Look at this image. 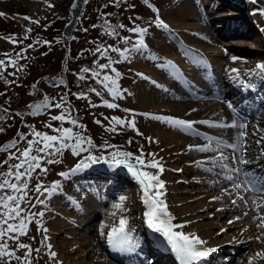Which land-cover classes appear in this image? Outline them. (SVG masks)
I'll return each mask as SVG.
<instances>
[{"label":"rangeland","instance_id":"rangeland-1","mask_svg":"<svg viewBox=\"0 0 264 264\" xmlns=\"http://www.w3.org/2000/svg\"><path fill=\"white\" fill-rule=\"evenodd\" d=\"M72 2L73 0H0V13L5 14L4 17L0 18V25L3 28L5 26L9 30V34L0 32V59L6 60L11 57L17 61V68L20 69L17 71L16 68L9 66L4 75L0 77V99L5 100L4 104L0 105V113L4 109L8 110V116L4 121H0V128L4 129L3 132H0V147L7 146L9 143L19 139L18 132L31 133L35 129L49 135H59L53 129L73 127L68 122L61 124L59 121L51 120L53 115L62 113V109H58L54 105L57 102H66V95L62 94L63 90H70V86L73 87V91L83 90L86 84L102 93V95L97 96L93 92L86 99H78L76 96L78 106L85 108L87 112V123L85 125L87 138H90L98 146L90 150L91 154L97 156L103 154L111 159V154L119 151L131 152L135 157L140 155V150L143 148L146 154L144 157L145 161L153 159L152 156L147 154L151 153L149 138L153 131L152 125L156 121L152 117H156V115L151 114L148 117L144 113L142 107L139 106L138 99H136V93L140 90V79L142 77L150 78L151 75L148 73V69L156 64H163V62L154 59V57H161L168 61L170 59L176 60L177 64L183 68L185 77H190L193 74L196 75V78L205 80L207 78L205 75H211L210 70H213V74L215 72L223 76L226 74L234 76L238 73V78L240 79H236V81L230 78L227 79L228 77L225 78L231 84L226 82L222 84L223 90L221 92L223 96L232 90V86L237 85L239 88L238 94L241 97L242 93L248 88L242 85L253 87L252 80L258 76L257 79L263 80V84L260 87L261 91L259 92V99L263 100V103L258 111L247 119L240 117L239 113L245 103H253L251 102L252 96L250 99L245 98L238 105L233 100L236 99L234 98L235 96L239 97V95L231 96L228 99L217 98L214 101L211 96L201 97V99L195 98L204 103L208 102L207 104L212 105V107L215 106L213 110L218 116H222V109H225L240 122H246L247 126H249L248 130H246L248 133L246 155L250 163L237 166L252 173L254 176L257 175V168L251 166L262 159L264 160V143L256 144V140L260 139L261 135H264V72L258 67L264 65V24L257 22L255 14L259 13L264 22V15L260 12L261 9H264V0H148L152 8L148 7L144 0H121L118 5L114 3V0H88L72 38L63 36L69 43L68 47L60 49L58 48V42L54 40H52L51 45L41 47L38 40L43 36L42 29L45 28L47 32V26L53 22L63 26L71 17L70 6ZM153 8L158 11H153ZM195 9L203 16L191 18L193 16L190 15L192 14L191 10ZM199 13H197V16H199ZM23 17H30L31 19L26 20ZM100 17L108 18L105 22L108 24L107 26L102 24L103 20ZM161 20L169 26L170 31L168 32L171 35L166 37L153 36L152 38L150 33L153 31L158 30L167 33L166 30L156 26ZM31 21H38L39 23H32ZM98 22H101L100 26H98ZM120 24L125 25V27L119 28ZM136 25L148 28L149 34L147 33L143 37L147 45V49L144 52L137 53L132 51L130 58L123 60L119 53H114L110 49L108 51V56L113 61H120L119 63H114L112 67H115L121 75L115 77V74L111 73L110 69L105 70L104 74L112 75L117 79L122 90L120 98L114 99L101 84L97 83L96 78H93L91 73H88L89 75L84 74V80L78 78L79 58H82L84 53H90L94 56L90 58L88 68L98 70L97 60L103 64L107 63L108 59L107 57H101L100 53H95L94 50L98 47L104 48L108 46L117 47L121 50L125 48L131 49L133 42L139 40L140 37L130 33L128 28ZM27 29H32V31L28 32ZM113 29L116 34H109ZM203 30L216 42L207 41L206 45L189 38H193L191 33L194 31ZM125 37L131 38L128 44L124 43L123 38ZM11 38H15L16 42H11ZM160 40L172 49H174L173 46H177L179 43V45H182V51L160 49L162 48V44L161 46L159 44L162 43ZM200 42L202 43L201 40ZM152 49H155V51ZM45 50L50 51L49 56L46 58L44 56ZM27 51H31L33 54L37 53V56L35 58L32 55L27 57ZM5 53L8 56H5ZM17 54L20 55L18 56ZM168 54L173 56L171 57ZM185 54H189L188 57L181 60L180 58L183 57L181 55ZM53 56H57L58 61L64 59L62 68L57 67L52 61ZM207 56L210 57L208 60ZM197 59H199L198 62ZM210 59H213L214 63ZM195 63H198V65ZM157 68L161 67L158 66ZM233 70H236V72ZM23 71L25 72L22 73ZM13 72H15L14 76L11 75ZM65 73H68L69 77L67 80H62L61 76ZM37 76L40 77L37 78ZM41 79H44V81L41 82ZM33 80L38 81L39 87H33L35 86L33 85ZM166 82L178 92L185 91L170 78H166ZM201 86L202 89L197 90H203L211 94V85ZM37 90L42 94L40 97H35ZM240 90H242V93ZM61 97L64 98V101H61ZM208 97H211V99ZM23 99L28 100L25 107L22 104ZM105 102L115 103L118 107L108 108ZM216 102L223 106L218 107L215 104ZM45 103L51 106L43 107ZM35 105H41L42 107L40 111L32 114L34 109L30 106ZM211 111L212 108L208 110V112ZM16 113L21 115L17 116L15 115ZM169 117L176 118L175 115H170ZM113 118L125 121L134 120L135 126L133 127L131 124H126L123 127L115 125ZM205 119H208V117H205ZM96 121H100V123L98 124ZM157 121L161 122V120ZM48 124H51L52 128H48ZM113 127L116 128V131H111ZM258 129L262 131L257 133ZM73 131L78 135H81L82 132L78 126L73 127ZM221 134L220 136L224 138L229 136V133ZM31 139L33 137L28 135L27 140ZM106 145L115 147H105ZM24 147H26V141L21 142L19 145L20 149ZM12 151H16V149ZM224 152L229 156L231 155L230 149H224ZM88 154V152H82L78 156L73 155L69 147L61 154H54L51 157L44 158L45 162L42 167L48 169L47 173L39 170L33 173V178L29 181L28 199L32 201L34 206H29L26 203L22 207L25 209L26 214L43 211L45 215L43 216L44 218L38 215L35 216L27 225V234L19 238V242L29 245L32 249L40 250L39 253L33 251L32 264H97L93 262V257L99 251L102 252L103 256H106V252L111 250L107 240L99 237L97 231L100 228L103 229V226L108 223H112V225L116 223L118 225L121 216L128 219V226L132 229L140 244H144V242L146 244L148 225L145 217L147 209L143 203V191L138 181L122 166L117 168L125 170L124 172L129 175V178L127 177L128 182L124 183L123 187L119 188V186H116V190L108 192L109 184L104 179L102 182L104 185L98 192L107 199L104 201L96 196L95 204L97 208L95 209L99 208V212L94 216L93 223L88 222L82 227L76 226L75 220L66 219V216L68 217L70 213V216H72L74 213V210L67 204L59 201V203H54L56 201L55 198L50 199L51 195L44 193L43 189H41V193H37L34 190L40 184L49 189L52 188L53 184L61 185L64 183L65 177L61 176L60 173H70ZM6 157L7 153H0V161H3ZM49 159L58 162L47 163L46 161ZM188 161L190 166H185V161L175 162L167 169L162 165L165 170L160 175V179L165 182V196L163 198L169 205L168 211L172 216L179 218V222L176 224H185L187 232L193 231L200 238L204 236L203 233H206L203 231L213 232V235H211L212 239L209 240V242L212 241L211 243L214 244L213 247L211 243L203 246L213 251L222 250L223 253L219 257L221 260L226 259L223 263L249 264V259L252 258V264H264V235H261L260 230L256 229L255 224L250 223V218L255 213L249 208L247 209L249 216L244 217L243 211L245 209L237 206L242 205V202L237 200V205L231 203V199L235 198V194L233 193L229 196L226 192L221 191L224 188L231 191V182L225 180L223 176L215 174L219 169L209 173L198 166L196 162L206 161L205 158H189ZM16 162L13 160L11 163L14 164ZM132 162H135L134 159ZM205 167H212V165L207 163ZM4 168H7V165H4ZM86 169L91 172H99V174L116 170L103 162L93 164ZM147 170L154 173L157 172L156 169ZM0 171H3V169H0ZM94 183L95 181L92 184ZM82 189L83 193L90 194L86 187ZM69 193L72 196L69 199L81 204L78 194L73 193V191ZM245 195L247 198L252 193ZM121 196L126 197V200L121 202ZM214 197H219L220 199L214 200ZM38 198L44 200V205L36 204ZM61 200H65V197ZM48 201L54 207L57 206L54 210H60L59 214L61 215H52L50 212H45ZM120 203H123V208L126 211L115 207V205ZM182 208L185 209V213L182 212ZM261 211L264 212V209ZM237 216H241V220H235ZM52 218L55 221H59L60 225L68 226L70 229L63 230L65 226H62V233L56 234L54 238H49L48 231L45 232L44 229L48 228ZM109 218L112 219L107 221ZM229 220L234 222L230 224ZM245 227L247 228L246 231H244ZM257 236H261V239L257 240ZM209 242L206 241V243ZM12 243L11 241L9 242L10 246ZM49 244L52 246L50 250L47 247ZM97 244H99L98 247ZM15 251L18 255H23L24 252L18 247L15 248ZM50 251L56 252L57 257L54 259L50 258ZM257 253L260 255H257ZM108 261L114 264H123L115 260L114 262L110 258H108ZM146 262L145 264H152L149 256L146 257ZM13 264H17V262L13 261Z\"/></svg>","mask_w":264,"mask_h":264},{"label":"snow or ice","instance_id":"snow-or-ice-1","mask_svg":"<svg viewBox=\"0 0 264 264\" xmlns=\"http://www.w3.org/2000/svg\"><path fill=\"white\" fill-rule=\"evenodd\" d=\"M121 0H114L115 4H119ZM144 3L148 7L152 8V5L148 3V0H144ZM153 11H158L153 8ZM261 14L264 15V9L260 10ZM4 13H0V16H4ZM23 19L30 20V17H23ZM32 23H39L38 21H31ZM157 27L170 31L169 26L165 24L162 20L159 21L156 25ZM125 25L120 24L119 28H124ZM28 32H31L32 29H27ZM86 31V30H85ZM130 33H134L140 37L139 40L134 41L132 48H125L121 50L120 48L108 46L104 48H96L95 53H100L101 57H107V63H99L97 60V69L91 70L88 67L82 69L84 73H91L93 78H96L97 83L101 84L104 89L114 98H120L122 90L118 84L117 79L112 75L104 74L105 70L111 71L115 74V77H119V73L115 67H112L114 63H119V60L113 61L110 56H108L109 49L114 53H119V56L123 60L130 58L132 51L137 53L144 52L147 49V45L144 42L143 37L148 33V28L140 27L138 25L128 28ZM109 34H116L113 29ZM124 43L128 44L130 39L125 37ZM11 42L15 43V38H11ZM47 43V41H45ZM8 56L7 53L4 54ZM18 56L20 54H17ZM156 60H160L159 57H154ZM168 69H176V65L172 62H166ZM11 66L16 68L17 71L20 69L17 68V61L8 57V59H0V77L4 75L7 71V68ZM162 69L165 67V64L159 65ZM262 72H264V65L258 66ZM236 72V70H233ZM15 75V72L11 73ZM237 73V78H238ZM80 80H84L85 76H79ZM147 79V78H146ZM155 83V81H153ZM243 87H250V85H242ZM89 91L94 92L97 96L102 95L100 91H97L96 88H90ZM78 99H86L83 93L76 94ZM61 101H64V98L61 97ZM65 103L67 102H57L55 107L62 109L60 115H53L51 120L59 121L61 124L68 122L73 127H77L78 121L72 118V110L70 108H65ZM108 108H117L118 105L115 103L105 102ZM51 105L45 103L43 107H50ZM95 106V105H93ZM34 109L32 114L41 110V105L30 106ZM231 107V105H230ZM15 115L19 116L20 113ZM8 116V110L4 109L0 113V121H4ZM156 120H161L165 123L170 124L171 126L177 128L178 130L184 132L185 134L201 137L200 131L195 127L197 124L207 125L209 127L216 128H232L238 129V135L235 137L233 142H225L217 137H210L207 135L202 136L201 138L206 141L204 145H190L189 150L197 151L200 153H219L214 155L208 161L196 162L204 171L213 173L215 169H219L218 172H215L218 176H223L225 180L231 182V191L227 188L221 189V191L226 192L229 196L233 193L235 198L231 199L233 205H237V200L242 202V205H237L238 207H243V216L248 217L249 211L251 209L255 215L250 218V223L255 224L257 230H260L261 235H264V212L261 210L264 209V178H258L252 173L245 171L243 168L236 165H247L250 161L247 159V150H248V133L246 131L247 124L246 122L237 123L224 122V121H210V120H201V121H189L179 118L172 117H152ZM115 125L121 127L126 124H131L135 126V121H125L119 118H113ZM98 124L100 121H96ZM48 128H52L51 124L47 125ZM73 127L68 128H56L53 131L59 133V135H49L40 131L33 129L31 133L18 132L19 139L9 143L7 146L0 147V153H7L6 159L0 161V264H13V261L17 264H32V253L33 251L39 253V249H32L29 245L19 242L21 236L26 235V229L28 223L34 219L35 216L43 217L45 213L43 211L38 213H25V209L22 207L24 204L32 205V201L28 199L29 192V181L33 178V173L36 170L40 172L47 173L48 169L42 167V164L45 162V157H51L54 154H61L65 149L71 148L73 155H80L82 152H88L89 154L84 157V159L77 164V166L71 170L70 173H60L61 176L68 178L70 175H74L80 172L82 169H86L93 164L105 163L109 167H120L123 166L127 171L138 181L139 185L143 191V203L146 206V222L148 227L155 233L159 234L162 237L163 242L170 248L171 252L176 256L179 261V264H198V262L206 258L212 249L204 248L203 245L206 244V241L202 240L198 235L185 233L182 231L185 228V224H176L173 223L175 217L171 215L168 211V204L165 199V182L160 179V173L164 172L163 166L158 160L155 159L154 153H148L147 155L152 156L153 159L145 161V153L143 148L140 150V155L133 156L131 152H114L111 154V159L104 156L103 154L97 156L91 154V149L97 148L98 146L93 143L90 138H87L83 135H78L74 133ZM4 129L0 128V132H3ZM111 131H116V128L113 127ZM262 130H257L259 133ZM31 135L33 139L27 140V136ZM26 141V147L23 149L19 148L21 142ZM151 142V138H149ZM71 142V143H69ZM131 143V141H129ZM264 143V135L260 136V139L256 140V144L260 145ZM215 144V147H213ZM105 147H115L113 145H106ZM230 149L231 155H227L224 152V149ZM16 149V151H12ZM134 159L135 163H132ZM13 160L17 161L16 163H11ZM47 163H57L58 161L49 159ZM211 163L212 167H205V164ZM4 165H7V168H4ZM147 169H156L157 172H151ZM61 185L53 184L52 188L49 189L43 184L35 187L37 193H41L43 189L44 193L52 195L53 193L59 191ZM247 193H252L251 196L246 198ZM214 200L220 199L219 197H214ZM121 202L126 200V197H120ZM44 200L37 199L36 204L44 205ZM117 209L126 211L123 208V203L115 205ZM115 214V213H114ZM235 220H241V216L235 217ZM18 221V222H17ZM233 220H229V223H233ZM103 227H108L104 225ZM177 229H181L178 231ZM247 228H244L246 231ZM48 231V229H44ZM101 235H105L103 230H101ZM107 244L113 251L120 254H132L139 247L140 242L135 239L132 229L128 226V219L124 216H121L119 219L118 225H113L106 234ZM257 240L261 239V236L256 237ZM13 242L10 246L9 242ZM43 243V241H42ZM24 250L23 255H18L15 251V248ZM49 250L51 245H47ZM257 255H260L257 253ZM57 257V253L50 251V258L54 259ZM249 264H252V258L249 259Z\"/></svg>","mask_w":264,"mask_h":264},{"label":"bare ground","instance_id":"bare-ground-1","mask_svg":"<svg viewBox=\"0 0 264 264\" xmlns=\"http://www.w3.org/2000/svg\"><path fill=\"white\" fill-rule=\"evenodd\" d=\"M191 13L192 14H190V15H193L191 18H194V17L200 18L201 16H203V15H200V13L196 9L191 10ZM197 13H199V16H197ZM255 15L257 18V22L259 24H264L263 20L260 17V14L256 13ZM6 32H8V30ZM6 32H4V33H6ZM11 32H12V29H11ZM150 35H152V38H153V36L154 37L155 36L166 37V36H170L171 33H169L168 31L166 33V32H160L157 30V31H153L152 33H150ZM191 35L193 36V38H191V37H189V38L196 41V42L198 41L200 44H206L207 41L216 42V41H213V39L210 38L208 36V34L206 33V31H204V30L203 31H194L193 33H191ZM47 38L48 37H46V39ZM200 40L202 41V43L200 42ZM153 43L155 44L154 41H153ZM159 44H160V46L162 44V48H160V49H163V50H174V51H179V52L182 51V45H179V43L177 46H173L174 49L167 46L165 42H162ZM20 48H21V46H20ZM152 50L155 51V49H152ZM24 55H26V54H24ZM168 55H170L171 57L173 56L172 54H168ZM174 55H180V54H174ZM188 55L189 54L181 55L183 57H181L180 59L182 60V58H186V57H188ZM32 57H34V56H32ZM159 58H160V61L163 62V64H165V67L163 69L157 68L160 64H156L153 67H150L148 69V73L151 75L150 78L146 79L145 77H142L140 79V82H139L140 90H138L136 93V99H138V101H139V106L142 107V109L144 110V113L147 116L148 115L150 116L151 114L156 115V116H163L164 115L165 117L166 116L169 117L170 115H173V116L175 115L176 118L189 120V121H192V120H195V121L210 120V121H217V122H219V121H224V122L235 121L237 123H241L238 119H236L227 110L222 109V111H223L222 116H220V115L218 116L217 113L213 110V107H215V106L212 107V105L207 104L208 102L204 103L202 101H198L195 99V98L201 99V97L211 96L212 98H214L213 99V101H214L217 98L218 99L219 98L220 99L221 98L228 99L231 96L239 95L238 94L239 88L237 85L232 86L233 87L232 90L227 92L225 96H223V94L221 92L223 90V85H222L223 83L226 82L228 84H231L229 81H226L225 78L228 77L227 79L230 78L231 80L233 79V81L234 80L236 81V79H240V78H237V75L229 76L228 74H226L223 76V75H219L215 72L213 74V70H210L211 75H205L207 77V78H205V80L204 79L203 80L198 79L195 77L196 75H193V74H191L190 77H185V73L183 71V68L177 64L176 60L170 59V61H168V60H164L161 57H159ZM206 58L208 60V58H210V57L207 56ZM23 60H24V58H23ZM198 60L199 59H197V62H198ZM210 60L212 61V63H214L213 59H210ZM165 62H172L173 64H175L177 66L176 69H168L167 64ZM202 62H203V60H202ZM40 64H42V63H40ZM195 64L198 65V63H195ZM24 72L25 71H23L22 73H24ZM258 77L253 78V80H252L253 87H251V88L248 87L247 90L244 91L245 93L243 92L244 94L242 93V90H240V92L242 93L241 97L239 95V97L238 96L234 97L236 99L233 98L234 99L233 101L235 103H237V105H238L243 100H245V98L250 99V97L252 96L251 102H253V103H251V104L245 103L244 106L241 107L242 109H240L239 115L243 119H247L251 115L256 113L258 111V109L260 108V105L263 103V100L259 99V92L261 91L260 87L263 84L262 83L263 80L257 79ZM166 78H170L176 85L180 86L181 89L185 90V91L184 92H178L175 88H172L170 86V84L166 82ZM153 81H155V83H153ZM187 81H188V83H187ZM189 82H190V84H189ZM207 84L212 86L211 94L208 92H204L203 90L202 91L197 90V89H202L201 85H207ZM37 91H39V90H37ZM247 94H249V95L247 96ZM211 97H208V98L211 99ZM215 104H217L218 107L223 106L222 104H219L218 102H216ZM211 108H212V111L208 112V110H211ZM210 114H212V115L210 116ZM205 117H208V119H205ZM154 122H155L154 125H152L153 131L150 135L151 142L149 141L151 143V153L155 154V159L158 160L161 165H164L166 169L169 168V166H171L173 163L181 162V161H185V166H190V163L188 161L189 158H205L206 161H208V160H210V158L212 156L216 155L217 153H212V152L200 153L197 151L189 150L190 145H201L202 146L206 143V141L201 138L202 136L207 135L209 133L208 136H210V137H217L219 139L225 140L226 142H233L235 137L238 135V132H239L238 129L216 128V127H209V126L203 125V124H197V125H195V127L200 131L201 137H194V136L185 134L184 132L178 130L177 128L171 126L168 123H165L162 121L158 122L157 120ZM248 128H249V126H247L246 130H248ZM219 133L220 134L221 133H229V136L227 138H224V137L220 136ZM221 135H223V134H221ZM213 147H215V144H213ZM196 155H199V156H196ZM251 167L257 168L256 177L258 176L259 178H264V160L263 159L260 160V162L253 164V166H251ZM115 169L116 170H112L110 172L100 173L102 175L104 174L103 176L100 175L99 172H95V171L91 172L88 169H82L80 172H78L72 176H69L68 178H65L64 183L61 184V188L59 189V191L53 193L50 196V199L55 198L56 201L54 203L62 202L64 204H67L70 208H72V210H74V213L72 214V216H70V214H71L70 213L68 215V217L66 216V219L75 220V222L77 223L76 226L82 227L83 225L88 224V222L93 223L94 222V216L97 215L99 212V208L95 209V208H97L96 204H95L96 196H97V198L103 199L104 201H106V199H107L105 196L103 197L99 193L102 186L104 185V183H102L103 180L106 179L108 181V184H109L108 188H107L108 192H110V191L113 192L112 190L117 189L116 186H119V188H120V187H123L124 183L128 182L129 175L126 172H124L125 170L123 171L122 169L117 168V167H115ZM161 174L162 173H160L159 175H161ZM94 181H95V183L92 184ZM84 187H86L88 189V192L90 194L83 193L82 188H84ZM91 190H92V193H91ZM72 191H73V193L78 194V196L80 197V200H81V204H77L78 202L76 203L75 201L69 199L72 197L69 192H72ZM64 197H65V200H61V199H64ZM46 204H47L46 205L47 208L45 209L46 210L45 212H50L52 215H61V214H59L60 210H56V211L54 210L55 208H57V206L54 207L49 201ZM181 210L183 213H185L184 208H182ZM187 211H190V210H187ZM71 217H73V218H71ZM111 219L112 218H109L107 221H109ZM178 222H179V218L175 217L173 223H178ZM106 225H108V227H104L103 229L100 228L97 231L99 237H102L105 239H106L107 232L110 230V228L113 225H116V223H114L113 225H112V223H108ZM62 226H65V225H60L59 221H57V220L55 221L52 218V220L49 223L48 228H47L48 233H49V238L50 237L54 238L56 234L62 233V229H61ZM69 229H70V227H68V226L63 227V230H69ZM101 230H103L105 235H101ZM177 230L180 231L181 229H177ZM182 231H184L185 233L195 234L193 231L187 232L185 228H183ZM203 232H206V233H203ZM203 232L202 233L204 236L201 239L202 240L206 239L205 241L209 242V240L212 239L211 235H213V232H210V231H203ZM146 233L148 236V238L146 239V244H145V242H144V244H139V247L137 248V250L134 253H132V254H120V253H117L111 249L110 251L106 252L107 253L106 256L105 255L103 256L101 254L102 252L99 251L98 254L93 257V262H96L97 264H101V263L114 264V263L108 261V258H110L112 261L115 260V261L121 262L123 264H145L146 257L149 256V259H151L152 264H179L178 259L171 252L170 248L163 242V239H162V237L160 238L159 234L153 232L149 227H148ZM134 237L137 240V237L135 236V234H134ZM147 241H150V242H147ZM211 242L206 243V244L209 245ZM211 245L213 247L214 244L211 243ZM98 246H99V244H97V247ZM203 247L206 248L205 246H203ZM55 251H57V250H55ZM92 251H94V250L92 249ZM221 253H223L222 250H218V251L214 250V251L210 252V254L206 258L201 259L198 262V264H216V262H218V264H226V263H223L224 260H226V259L221 260L219 257V255H221ZM255 261H256V259H255ZM228 262H229V260H228Z\"/></svg>","mask_w":264,"mask_h":264},{"label":"trees","instance_id":"trees-1","mask_svg":"<svg viewBox=\"0 0 264 264\" xmlns=\"http://www.w3.org/2000/svg\"><path fill=\"white\" fill-rule=\"evenodd\" d=\"M2 17H4V16H0V18H2ZM100 19L103 20L102 21V24L103 25H105V26L108 25V24L105 23L108 20V18H106V17L105 18L104 17H100ZM68 21H66L64 23V25ZM97 24H98V26H100L101 22H98ZM64 25L63 26H61V25L59 26V23L53 22V23H51L50 25L47 26V28H48V31L47 32H46L45 28H43L42 29V33H43L42 35L43 36H41L39 38V40H38L39 43H40V45H41V47H47V45H51L52 44V40H54V41H57L58 42V44H59L58 45V48H60V49L67 48L68 45H69V43H68L67 40L64 39L63 33H62L63 28H64ZM0 28H3L2 25H0ZM5 30L7 31L8 29L5 28V26H4L3 29H0V32H2L3 34H6V33L8 34L9 30H8V32H6ZM4 32H6V33H4ZM46 37H48V38L46 39ZM45 41H47V43H45ZM49 53H50V51L45 50V53H44L45 58L49 56ZM55 53H57V51H55ZM27 54H28V57L32 55L35 58V56H37V53L33 54V53H31V51H27ZM91 57H94V56L92 54H90V53L89 54L84 53L83 57L82 58H79V60H80V68L78 70L79 71V74H78L79 76H83L84 74L89 75L88 73H84L82 71V69L85 68V67H88V64H89V61H90V58ZM52 61L56 64L57 67L58 66H59V68H62L63 67L64 59L58 61V57L57 56H53L52 57ZM39 77L40 76H37V78H39ZM68 77H69V74L68 73H65V74H63L61 76L62 80H64V79L67 80ZM44 79L43 80L41 79V82L44 81ZM37 83H38V81L33 80V85H35V86H33L34 88L39 87ZM72 88L73 87L70 86L69 87L70 90L67 89V90H63L62 91L63 92L62 94L66 95L65 96V100H66L67 103H65V106H66V108H70L72 110V117L78 121V125H79L78 128L82 131L81 132V135L85 136L86 135L85 125L87 123V121H86L87 120V112H86L85 108H83V107L81 108L80 106H78L76 94L77 93H83L84 96L89 97V95H91L93 92L89 91V89L91 88V86L86 85V84H85V88H83V90L73 91ZM41 95L42 94L39 91L37 93H35V97H40ZM20 96H22V95H20ZM27 101L28 100H26V99L25 100L24 99L22 100V102H23L22 104H23L24 107L27 105ZM16 110H18V109H16ZM86 137H87V135H86Z\"/></svg>","mask_w":264,"mask_h":264},{"label":"water","instance_id":"water-1","mask_svg":"<svg viewBox=\"0 0 264 264\" xmlns=\"http://www.w3.org/2000/svg\"><path fill=\"white\" fill-rule=\"evenodd\" d=\"M88 0H73L70 6V20L65 24L63 28V36L65 38H72L76 27L78 26L79 20L85 11V7ZM4 99H0V105H3ZM135 163V162H132ZM123 167V166H122ZM124 168V167H123ZM127 170L126 168H124Z\"/></svg>","mask_w":264,"mask_h":264}]
</instances>
